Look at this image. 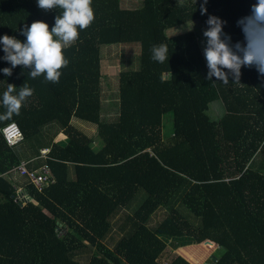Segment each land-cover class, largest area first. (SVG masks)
<instances>
[{"label": "trees", "instance_id": "16d2710c", "mask_svg": "<svg viewBox=\"0 0 264 264\" xmlns=\"http://www.w3.org/2000/svg\"><path fill=\"white\" fill-rule=\"evenodd\" d=\"M123 1L92 0L94 20L64 49L69 63L58 83L12 68L0 44V70L12 68L11 76L0 71V101L9 84L33 89L18 116L0 120V264H197L200 249L216 246L217 262L208 264H264V76L253 66L241 68L240 83L230 72L227 85L208 80L194 34L168 35L191 23L207 30L215 16L233 46L244 43L237 21L257 0H142L137 9ZM60 11L0 0V37L24 42L25 27L43 21L51 30ZM124 44L141 51L123 64L118 110L104 121L102 47ZM161 44L168 62L151 58ZM137 59L139 68L125 71ZM215 101L225 111L219 120L210 115ZM10 124L24 137L14 147L1 135ZM22 163L48 165L51 181L36 187L17 170ZM13 172L25 180L9 179ZM187 247L198 248L189 261L176 253L160 261Z\"/></svg>", "mask_w": 264, "mask_h": 264}, {"label": "clouds", "instance_id": "9594fccd", "mask_svg": "<svg viewBox=\"0 0 264 264\" xmlns=\"http://www.w3.org/2000/svg\"><path fill=\"white\" fill-rule=\"evenodd\" d=\"M91 3L92 0H38V7L45 11L54 8L61 10L55 17L54 26L49 30L47 23L33 22L21 32V35L26 37L24 42L8 35L0 37V44L3 45L5 53L3 59L9 62L12 68L23 66L31 69L29 74L32 79L43 75L44 82L58 83L62 74L61 69L67 67L69 63L64 56V49L74 44L79 39V32L87 29L94 20ZM204 3L206 4L207 0H204ZM201 10L202 14L207 12L203 5ZM225 23L215 16H209L206 21L208 28L203 35L207 44L204 50L209 69L207 79L212 80L216 77L227 85L230 72L234 77L233 83H240L241 68L253 66L261 76H264V0H257L251 7V14L237 21L244 35V43L237 42L234 46L230 43L231 37L223 32ZM151 53L154 61L168 62L166 44L153 45ZM12 68L6 67L0 71L5 76H11ZM32 94L33 89L25 83L19 91L15 85L9 84L0 101L6 109L0 114V120H9L14 115L18 116L23 103ZM21 196L26 203L28 198L23 193Z\"/></svg>", "mask_w": 264, "mask_h": 264}, {"label": "rangeland", "instance_id": "374dc122", "mask_svg": "<svg viewBox=\"0 0 264 264\" xmlns=\"http://www.w3.org/2000/svg\"><path fill=\"white\" fill-rule=\"evenodd\" d=\"M38 1V0H37ZM142 0H124L123 1V8L125 9H137L140 8ZM183 1L184 0H180ZM205 30L201 29V27L196 23L187 24L181 28L175 29L168 33L169 37H177L179 35H183L185 33H192L194 36L199 40L200 47L202 51L204 52L207 44H206V37H204L203 32ZM140 47V48H139ZM141 46L139 44H124V45H111V46H103L102 47V53L105 52V58L102 62V73L103 78L106 77L107 79H104L105 83L102 85L104 94H103V120L104 121H113L115 119L114 114L118 110V92H119V86L118 81H120L119 74L122 71L123 64L132 62L133 59H135L139 54ZM138 64V67H137ZM139 61L137 59V62H134L132 66H129L127 64L125 71L130 70H137L139 68ZM211 111L210 115L213 119H221L225 113L224 108L220 101H215L210 104ZM111 116V117H110ZM109 117V118H107ZM72 125L77 129L82 131L85 135L91 137L95 134L96 128L92 125H89L87 123H83L78 120H74L72 122ZM169 133V130H166ZM57 141H65V136L61 133L57 135L56 137ZM95 148H100V145H95ZM44 150V149H43ZM48 150V149H46ZM9 179L13 178L17 181H24V177H20L19 173L13 172L11 176H8ZM11 177V178H10ZM162 215L159 214L157 217L153 220V225L157 224L159 220L161 219ZM201 248V247H200ZM195 247H187L186 249H180L176 251H170L161 257L160 261L163 263L168 262L174 255L175 252H177V255L181 256L185 260L189 261L187 259L189 252L195 251ZM202 250V254H204V257L197 259V264H208L210 261V258L216 254V251L218 250V247H216L213 251L207 252L204 249ZM198 250V252L200 251ZM170 255V256H169ZM209 261V262H208ZM190 263H192L190 261ZM194 264V262H193ZM196 264V263H195Z\"/></svg>", "mask_w": 264, "mask_h": 264}, {"label": "built area", "instance_id": "2783aa9c", "mask_svg": "<svg viewBox=\"0 0 264 264\" xmlns=\"http://www.w3.org/2000/svg\"><path fill=\"white\" fill-rule=\"evenodd\" d=\"M3 140L7 143L9 147L20 143L23 140V135L19 127L15 124H10L2 129L1 131ZM50 150H43L42 153L46 157L48 156ZM27 163H22V165L17 168L21 175L29 176V179L36 185V187H41L42 185L48 184L50 180V174H52V170L48 165H44L36 170H30L26 166ZM28 165V164H27ZM19 198L22 202H24L21 193L19 194Z\"/></svg>", "mask_w": 264, "mask_h": 264}, {"label": "water", "instance_id": "95a60500", "mask_svg": "<svg viewBox=\"0 0 264 264\" xmlns=\"http://www.w3.org/2000/svg\"><path fill=\"white\" fill-rule=\"evenodd\" d=\"M168 77H169V78H172V74L169 73V74H168ZM204 245H212V243H211V242H206V243H204ZM211 261H213V263H215V262H216V259H215L214 257H212V258H211Z\"/></svg>", "mask_w": 264, "mask_h": 264}, {"label": "crops", "instance_id": "0c3cea01", "mask_svg": "<svg viewBox=\"0 0 264 264\" xmlns=\"http://www.w3.org/2000/svg\"><path fill=\"white\" fill-rule=\"evenodd\" d=\"M196 248V247H195ZM184 249H186V248H184ZM180 251V250H179ZM176 254H177V252H176ZM179 256V255H178ZM193 264V263H192Z\"/></svg>", "mask_w": 264, "mask_h": 264}]
</instances>
